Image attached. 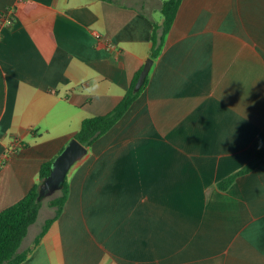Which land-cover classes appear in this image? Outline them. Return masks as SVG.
<instances>
[{
	"label": "crops",
	"instance_id": "crops-1",
	"mask_svg": "<svg viewBox=\"0 0 264 264\" xmlns=\"http://www.w3.org/2000/svg\"><path fill=\"white\" fill-rule=\"evenodd\" d=\"M164 1L0 0V210L120 102ZM148 76L35 245L43 203L19 264H264V164L217 186L264 136V0H182Z\"/></svg>",
	"mask_w": 264,
	"mask_h": 264
},
{
	"label": "trees",
	"instance_id": "trees-1",
	"mask_svg": "<svg viewBox=\"0 0 264 264\" xmlns=\"http://www.w3.org/2000/svg\"><path fill=\"white\" fill-rule=\"evenodd\" d=\"M182 0H165L162 6L163 22L154 23L152 32V47L150 56L156 59L162 52ZM139 73L133 79L129 89L120 102L108 113L89 116L83 119L80 129L75 137L85 146L90 147L100 136L109 131L117 121L123 117L135 99L149 82V76L140 89L135 88ZM255 157L253 160L237 169L233 173L219 180L217 186L221 190H227L235 180L256 167L264 164V136L254 144ZM55 158L45 161L40 170V179L29 192L19 201L0 210V264H19L27 256L30 250L20 252L23 240L28 234L31 224L37 221L43 200L39 199L40 184L51 172ZM70 192V183L66 177L59 194L50 199L49 204L55 208L53 216L46 219L41 231L37 234L34 244H38L52 223L62 214Z\"/></svg>",
	"mask_w": 264,
	"mask_h": 264
},
{
	"label": "water",
	"instance_id": "water-1",
	"mask_svg": "<svg viewBox=\"0 0 264 264\" xmlns=\"http://www.w3.org/2000/svg\"><path fill=\"white\" fill-rule=\"evenodd\" d=\"M153 63L154 58L149 57L136 81V89H140L145 83ZM87 152L88 147L82 144L76 137H73L63 151L54 159L50 174L40 184L38 198L42 200L47 193L62 189L70 168Z\"/></svg>",
	"mask_w": 264,
	"mask_h": 264
},
{
	"label": "rangeland",
	"instance_id": "rangeland-1",
	"mask_svg": "<svg viewBox=\"0 0 264 264\" xmlns=\"http://www.w3.org/2000/svg\"><path fill=\"white\" fill-rule=\"evenodd\" d=\"M60 191H61V189L58 190V191H56V192L47 193V194L43 197V199H42V200H43V203L48 204L49 201H50V199L53 198L54 196H56L57 194H59ZM45 204H43V205H45ZM48 209H50L49 206H44V210H43V213H42V217H43V218L49 213V212H48V211H49ZM45 211H46V212H45Z\"/></svg>",
	"mask_w": 264,
	"mask_h": 264
},
{
	"label": "built area",
	"instance_id": "built-area-1",
	"mask_svg": "<svg viewBox=\"0 0 264 264\" xmlns=\"http://www.w3.org/2000/svg\"><path fill=\"white\" fill-rule=\"evenodd\" d=\"M0 19L3 20V21H5V22L10 23V22H12L13 14L10 13V12L3 11V12L0 13ZM96 36L97 37H101L100 31H97L96 32Z\"/></svg>",
	"mask_w": 264,
	"mask_h": 264
}]
</instances>
